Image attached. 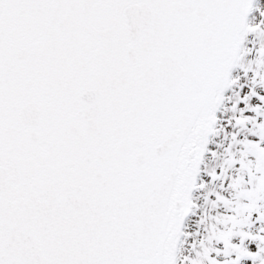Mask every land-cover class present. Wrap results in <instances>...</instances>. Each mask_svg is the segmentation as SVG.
Wrapping results in <instances>:
<instances>
[{
    "label": "snow or ice",
    "instance_id": "6c2138e0",
    "mask_svg": "<svg viewBox=\"0 0 264 264\" xmlns=\"http://www.w3.org/2000/svg\"><path fill=\"white\" fill-rule=\"evenodd\" d=\"M0 264H264V0H0Z\"/></svg>",
    "mask_w": 264,
    "mask_h": 264
}]
</instances>
